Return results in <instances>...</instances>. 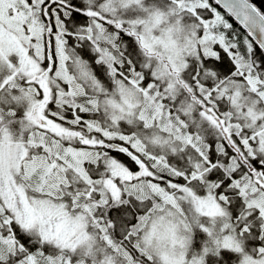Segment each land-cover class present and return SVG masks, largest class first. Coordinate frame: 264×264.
Masks as SVG:
<instances>
[{
	"label": "snow or ice",
	"instance_id": "1",
	"mask_svg": "<svg viewBox=\"0 0 264 264\" xmlns=\"http://www.w3.org/2000/svg\"><path fill=\"white\" fill-rule=\"evenodd\" d=\"M0 264H264V0H0Z\"/></svg>",
	"mask_w": 264,
	"mask_h": 264
},
{
	"label": "trees",
	"instance_id": "2",
	"mask_svg": "<svg viewBox=\"0 0 264 264\" xmlns=\"http://www.w3.org/2000/svg\"><path fill=\"white\" fill-rule=\"evenodd\" d=\"M255 2L260 3V0H255ZM216 7L222 13V15H224L229 20V22L233 24V26L236 29L240 30L238 25L227 14H225V12L221 8H219L218 6H216ZM241 32H242V36L245 35V33L243 31H241Z\"/></svg>",
	"mask_w": 264,
	"mask_h": 264
},
{
	"label": "bare ground",
	"instance_id": "3",
	"mask_svg": "<svg viewBox=\"0 0 264 264\" xmlns=\"http://www.w3.org/2000/svg\"><path fill=\"white\" fill-rule=\"evenodd\" d=\"M216 6H218L219 8H221L219 5H216ZM222 9V8H221ZM223 10V9H222ZM224 11V10H223ZM225 12V11H224ZM225 14H227L226 12H225ZM228 16H229V14H227ZM231 19H232V17L231 16H229ZM237 25H238V27L240 28V30H238L240 33H241V35H242V32L241 31H243L244 33H245V35L247 34V32L243 29V27L239 24V23H237L234 19H232ZM251 39V38H250Z\"/></svg>",
	"mask_w": 264,
	"mask_h": 264
},
{
	"label": "water",
	"instance_id": "4",
	"mask_svg": "<svg viewBox=\"0 0 264 264\" xmlns=\"http://www.w3.org/2000/svg\"><path fill=\"white\" fill-rule=\"evenodd\" d=\"M220 6V5H219ZM226 13H227V11L222 7V6H220ZM228 14V13H227ZM230 16V15H229ZM232 17V16H231ZM232 19H234L235 21H236V19L234 18V17H232ZM237 23H239L238 21H236ZM242 26V25H241ZM243 27V26H242ZM243 29L247 32V29H245L244 27H243ZM254 43H255V41H253Z\"/></svg>",
	"mask_w": 264,
	"mask_h": 264
}]
</instances>
